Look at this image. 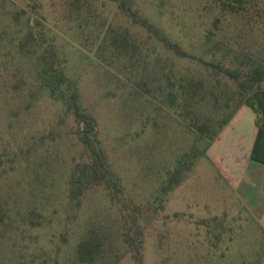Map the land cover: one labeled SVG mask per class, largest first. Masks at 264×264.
Masks as SVG:
<instances>
[{"label":"rangeland","instance_id":"374dc122","mask_svg":"<svg viewBox=\"0 0 264 264\" xmlns=\"http://www.w3.org/2000/svg\"><path fill=\"white\" fill-rule=\"evenodd\" d=\"M256 1L262 15L264 0ZM38 2L35 12L26 3L0 0V212L6 222L0 264H78L77 244L90 233L104 243L98 264H137L122 241L121 211L102 188L69 208L68 180L81 145L72 113L37 81L36 59L45 48L77 82L124 199L142 210L141 264H264V234L206 157L155 203L166 171L195 140L169 105L166 74L199 67L167 50L112 0ZM132 8L187 50L220 14L213 0H132ZM253 13L255 40L262 44L263 19ZM232 22L227 32L243 40L245 21ZM227 23L222 18L223 28ZM28 24L44 43L33 54L17 45ZM33 213L39 225L29 223Z\"/></svg>","mask_w":264,"mask_h":264},{"label":"trees","instance_id":"16d2710c","mask_svg":"<svg viewBox=\"0 0 264 264\" xmlns=\"http://www.w3.org/2000/svg\"><path fill=\"white\" fill-rule=\"evenodd\" d=\"M16 1L26 3L35 12H38L40 7L38 0ZM112 1L117 3L123 15L133 23L158 36L167 50L179 58L188 59L200 69L192 73L187 71L179 76L171 69L166 74L169 105L174 108L180 121L194 133L195 140L188 150L175 159L173 169L166 171L165 178L158 188L159 196L155 198V203L161 204L165 195L187 179L196 162L206 157L210 145L242 106L250 107L256 114V125L260 124L261 114L253 92L261 89L264 81V43L256 42V29L252 22L255 20V12L256 16L263 19V25L264 13L260 14L256 0H213L220 14L214 17L211 27L197 39V47L187 50L179 42L159 35L154 26L132 8V0ZM222 18L228 21L227 29L221 25ZM233 20L245 21V30L241 29L244 33L243 40L240 34L233 36L227 32L230 26H234ZM28 25L31 29L17 45L20 49L30 47L32 50L28 49V53L33 54L44 43L35 34L33 25ZM36 60L35 69L41 90L46 91L50 98L63 103L76 121L81 155L79 161L74 162L68 180L69 208L78 209L90 189L102 188L110 201L119 207L121 217L125 220L122 241L132 247L137 264H141L140 251L144 239L139 217L142 210L131 206L130 201L124 199L120 179L110 170L105 150L98 139L96 119L81 106L77 82L64 74L54 59L52 50L45 48ZM175 90H178V94ZM177 97H180L179 102ZM200 143H203L202 147ZM27 217L31 224L41 223L39 214L33 213ZM2 224L6 225V222L0 212V225ZM10 225L12 224L9 223ZM103 248V240L98 235L87 234L77 244V263L98 264Z\"/></svg>","mask_w":264,"mask_h":264},{"label":"crops","instance_id":"0c3cea01","mask_svg":"<svg viewBox=\"0 0 264 264\" xmlns=\"http://www.w3.org/2000/svg\"><path fill=\"white\" fill-rule=\"evenodd\" d=\"M261 114L242 106L207 150L206 159L264 234V81L253 92Z\"/></svg>","mask_w":264,"mask_h":264}]
</instances>
